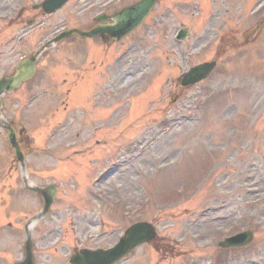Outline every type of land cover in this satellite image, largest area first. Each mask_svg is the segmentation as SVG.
Here are the masks:
<instances>
[{"label": "rangeland", "instance_id": "obj_1", "mask_svg": "<svg viewBox=\"0 0 264 264\" xmlns=\"http://www.w3.org/2000/svg\"><path fill=\"white\" fill-rule=\"evenodd\" d=\"M41 1L0 0V76L46 38L88 30L94 15L137 0H68L52 14L32 8ZM259 2L159 0L119 41L73 34L44 49L35 76L2 96L1 115L35 151L20 168L0 127V223L33 222L35 264H69L73 252L111 246L141 220L155 225V246L118 264H264ZM212 59L208 78L180 85L182 73ZM25 181L58 187L37 222L42 199ZM247 228L251 246H217ZM12 229L0 233V264L23 258L25 235Z\"/></svg>", "mask_w": 264, "mask_h": 264}, {"label": "water", "instance_id": "obj_2", "mask_svg": "<svg viewBox=\"0 0 264 264\" xmlns=\"http://www.w3.org/2000/svg\"><path fill=\"white\" fill-rule=\"evenodd\" d=\"M155 1L156 0H141L140 2L110 16L113 21L111 24L97 26L92 31L87 33H79L83 36H95L103 32H108L114 38H120L142 20V18L148 13L150 7L154 4ZM64 2L65 0H48L43 5L47 11H53L56 8L60 7ZM184 34L185 32L183 33V36ZM35 57L36 55L34 54L33 56L25 59L22 64L16 69L14 75L0 79V93L4 89H6L7 91H12L21 83L22 80L29 78L33 74L35 69ZM213 65L214 62H211L203 63L199 66L194 67L186 74L184 83L195 82L205 77L209 73ZM5 126L11 130L9 134V140L16 148L17 157L21 160L22 156L18 150V145L15 140V131L12 130L8 124H6ZM37 190L40 193H44L47 209L50 202L52 201L54 191L50 190L49 188ZM154 236L155 231L151 225L147 223H138L131 226L126 231L125 236L114 248L109 250L98 249L95 251L83 250L81 253L75 255L71 259V262L73 264H113L125 253H127L133 246L141 242L151 240ZM252 239V232L244 231L233 237L226 238L220 244L222 246H239L250 243ZM25 253V259L18 264H33L31 248L29 245H27Z\"/></svg>", "mask_w": 264, "mask_h": 264}]
</instances>
